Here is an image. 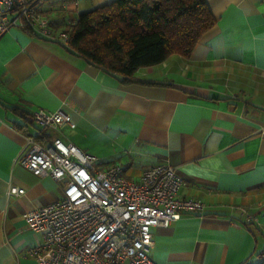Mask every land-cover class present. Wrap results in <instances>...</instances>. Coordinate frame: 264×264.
Instances as JSON below:
<instances>
[{
  "label": "crops",
  "instance_id": "obj_1",
  "mask_svg": "<svg viewBox=\"0 0 264 264\" xmlns=\"http://www.w3.org/2000/svg\"><path fill=\"white\" fill-rule=\"evenodd\" d=\"M113 1L34 0L57 31ZM205 1L216 21L190 56L129 83L25 29L0 37V264H35L41 236L23 214L61 197L62 183L19 164L28 136L72 143L134 182L154 165L176 169L179 195L204 209L152 229L153 263L264 262V0ZM40 110L64 111L74 127L43 130L31 119Z\"/></svg>",
  "mask_w": 264,
  "mask_h": 264
},
{
  "label": "built area",
  "instance_id": "obj_2",
  "mask_svg": "<svg viewBox=\"0 0 264 264\" xmlns=\"http://www.w3.org/2000/svg\"><path fill=\"white\" fill-rule=\"evenodd\" d=\"M12 28L67 46L68 34L57 31L34 0H0V37ZM32 122L49 130L73 128L62 110L34 112ZM19 164L36 177L62 183L61 197L23 214L41 241L29 251L35 264H155L148 254L153 228H166L183 214H201L200 200L179 195L183 179L168 164L146 168L138 182L120 164L101 168L95 156L60 138L40 142L27 137ZM8 195L22 188L9 187Z\"/></svg>",
  "mask_w": 264,
  "mask_h": 264
},
{
  "label": "trees",
  "instance_id": "obj_3",
  "mask_svg": "<svg viewBox=\"0 0 264 264\" xmlns=\"http://www.w3.org/2000/svg\"><path fill=\"white\" fill-rule=\"evenodd\" d=\"M215 21L205 0H114L80 14L63 47L129 83L139 68L172 54L188 58Z\"/></svg>",
  "mask_w": 264,
  "mask_h": 264
}]
</instances>
